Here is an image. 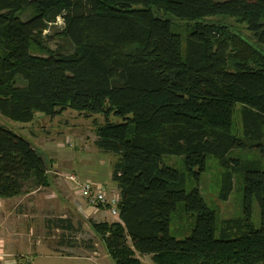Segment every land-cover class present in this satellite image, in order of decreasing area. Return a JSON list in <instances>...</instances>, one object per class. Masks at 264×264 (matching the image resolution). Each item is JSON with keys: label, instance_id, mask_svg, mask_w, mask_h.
Returning a JSON list of instances; mask_svg holds the SVG:
<instances>
[{"label": "trees", "instance_id": "obj_1", "mask_svg": "<svg viewBox=\"0 0 264 264\" xmlns=\"http://www.w3.org/2000/svg\"><path fill=\"white\" fill-rule=\"evenodd\" d=\"M69 110L94 119L96 147L116 158L118 221H90L115 264H264V0H0L1 116L35 124ZM212 159L219 201L240 183L239 216L221 219L199 190ZM52 177L0 126V200Z\"/></svg>", "mask_w": 264, "mask_h": 264}, {"label": "rangeland", "instance_id": "obj_2", "mask_svg": "<svg viewBox=\"0 0 264 264\" xmlns=\"http://www.w3.org/2000/svg\"><path fill=\"white\" fill-rule=\"evenodd\" d=\"M217 1L225 2L230 0ZM219 20L214 19V21ZM224 22L230 25L243 39L255 45V41L251 39V33L245 24L239 25L232 19H225ZM183 23L185 22L177 20L174 22L181 31H183ZM62 26V20L58 19L57 25L51 26L46 31L51 37L48 45L52 49H55L61 42L57 35L62 30ZM111 119L112 121H117L113 117ZM93 120L85 119L74 110H69L54 119L39 114L35 124H21L10 121L0 114V126L13 130L21 138L28 140L33 148L39 151L46 162H48V165L55 170L53 172L59 170L58 172L62 173L63 178H65L64 174H78L81 182L96 184L107 196L113 197L117 190V183L112 179V167L116 158L114 155L99 151L98 147H96V125ZM97 121L105 123L103 117L97 118ZM235 122L236 128L241 129L239 116L235 118ZM208 167V170L201 175L199 184V190L202 192L206 203L218 211V216L221 219L239 216L242 211L240 183H237L236 189L229 199L226 202H221L217 197V188L220 183L219 167L213 159L209 162ZM51 193L49 190H40V192L28 195L25 201L20 200L23 197L16 198L18 200L16 201L17 205H15V208L13 207L15 216L9 219L11 229L14 232H9L4 237L5 247L3 245L2 249L4 256L0 259V264H29V258L31 257L29 254L31 253H36L33 256L35 257L34 264H51L47 258L42 260L46 250L39 248L40 244L42 245L44 242L53 243L52 245H54L56 241L54 236H52V240H48L49 237L46 236V222L56 219L61 213L54 202L51 203V201H48L49 199H45V195ZM45 202L48 203L49 207L45 206ZM252 215L255 226L259 228L261 216L259 215L257 202L254 203L252 208ZM56 238H59V235ZM95 239L96 247L102 252L106 246L103 245L97 236ZM37 244L39 255L33 249ZM231 251L234 250L231 248L223 249L225 253Z\"/></svg>", "mask_w": 264, "mask_h": 264}, {"label": "crops", "instance_id": "obj_3", "mask_svg": "<svg viewBox=\"0 0 264 264\" xmlns=\"http://www.w3.org/2000/svg\"><path fill=\"white\" fill-rule=\"evenodd\" d=\"M53 170L54 169L50 167V174L52 173V176L53 174L55 176H53L51 187L43 190L52 192L49 195H45V199H49L48 201H51V203L54 202L55 205L59 207L61 213L55 220H48L46 222V236L49 237L48 240H52V236H54L56 241L54 245L49 242H44L42 245L40 244L39 248L46 250L45 254L43 253L42 260L47 258L51 264H115L114 260L109 256L107 248H104L101 252L96 247L95 238L97 235L94 233L90 221L116 223V221H118V216L114 217L110 210L104 206L98 207L91 204L89 205L86 199L81 197L75 185L70 183L66 178H63L61 176L62 173L58 172L59 170H56V172H53ZM115 194L120 195L118 186ZM27 196L20 200L25 201ZM1 201L2 206L0 208V213L4 227L0 232V243L5 247L4 237L9 234V232H14L11 229L9 219L15 216L14 208L18 200L15 198L3 199ZM47 204L48 203L45 202V206L49 207ZM21 209L23 210L22 207ZM57 235H59V238H56ZM37 248L38 244L35 245L33 249H35L34 251H37V255H39V249ZM35 254H29L31 255L29 264H34L35 257L33 256H35ZM139 259L141 264L153 263L151 257H139Z\"/></svg>", "mask_w": 264, "mask_h": 264}, {"label": "built area", "instance_id": "obj_4", "mask_svg": "<svg viewBox=\"0 0 264 264\" xmlns=\"http://www.w3.org/2000/svg\"><path fill=\"white\" fill-rule=\"evenodd\" d=\"M63 177V175H61ZM64 177L73 185H75L79 191L81 197L86 199L89 205L93 206H107L110 209L111 214L115 216H119V208L118 205L120 203L119 194H114L113 197H109L105 194V192L98 187L96 184L91 182L83 183L79 180L78 175L76 174H64ZM0 205H2V201L0 200ZM1 208V207H0ZM3 221L0 213V232L3 229ZM3 246L0 243V259L4 256L2 251Z\"/></svg>", "mask_w": 264, "mask_h": 264}]
</instances>
